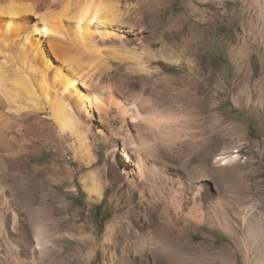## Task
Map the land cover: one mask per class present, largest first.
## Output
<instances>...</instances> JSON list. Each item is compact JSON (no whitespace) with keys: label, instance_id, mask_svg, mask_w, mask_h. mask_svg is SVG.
<instances>
[{"label":"rangeland","instance_id":"rangeland-1","mask_svg":"<svg viewBox=\"0 0 264 264\" xmlns=\"http://www.w3.org/2000/svg\"><path fill=\"white\" fill-rule=\"evenodd\" d=\"M112 2L93 35L110 71L81 89L138 116L80 112L59 135L23 93L8 110L22 68H2L0 264H264V0ZM39 14L18 18L15 48ZM33 36L40 76L39 56L59 66L72 45Z\"/></svg>","mask_w":264,"mask_h":264},{"label":"bare ground","instance_id":"bare-ground-1","mask_svg":"<svg viewBox=\"0 0 264 264\" xmlns=\"http://www.w3.org/2000/svg\"><path fill=\"white\" fill-rule=\"evenodd\" d=\"M112 3V0H0V57L3 61L0 64V87L1 82L8 77L2 71L3 67L10 62L14 68L17 64L22 68V71L14 69L13 87L10 92L4 93L6 103L2 101L0 93V102L5 103L8 110L12 111L13 107L18 106L19 93H23L33 109L44 104L59 135L65 131L75 132L80 123V112L85 113V118L89 120L94 119L97 114L98 122L102 124L109 123L113 110L122 124L125 123V118L138 116V110H128L120 101L121 97L109 86L103 85L87 93L81 89L96 75H102L101 80L106 79L105 75L110 71L93 35L99 32L100 27L104 32L99 34L109 36L108 29L117 19ZM52 6L56 10L39 14V11L51 9ZM37 12L39 20L31 25V30L26 32L21 43H17L18 48H15L13 42L19 36L17 31L20 27L18 18L28 13L37 15ZM34 34H42L50 40L64 39L72 45L56 56L59 66H54L52 62L45 61V57L39 56L43 65V70L39 71L40 76L35 75L37 71L32 66L39 50L38 42L32 38ZM96 128L100 133V129ZM142 166L143 163L140 162L137 175L141 174ZM6 208L7 201L0 189V212ZM192 217H195L192 212L188 213L187 218L183 217L186 226H195ZM202 217H205V212Z\"/></svg>","mask_w":264,"mask_h":264}]
</instances>
